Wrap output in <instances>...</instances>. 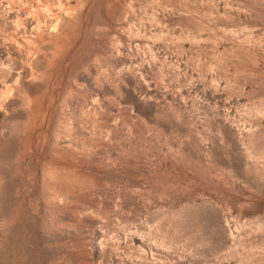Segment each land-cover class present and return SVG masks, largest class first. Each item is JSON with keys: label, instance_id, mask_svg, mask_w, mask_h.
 <instances>
[{"label": "rangeland", "instance_id": "rangeland-1", "mask_svg": "<svg viewBox=\"0 0 264 264\" xmlns=\"http://www.w3.org/2000/svg\"><path fill=\"white\" fill-rule=\"evenodd\" d=\"M0 264H264V0H0Z\"/></svg>", "mask_w": 264, "mask_h": 264}]
</instances>
